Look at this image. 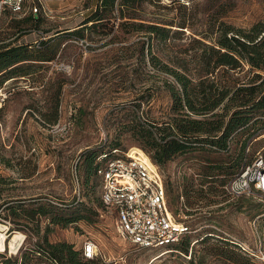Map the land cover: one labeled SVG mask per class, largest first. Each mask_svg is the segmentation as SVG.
<instances>
[{"label": "rangeland", "instance_id": "1", "mask_svg": "<svg viewBox=\"0 0 264 264\" xmlns=\"http://www.w3.org/2000/svg\"><path fill=\"white\" fill-rule=\"evenodd\" d=\"M44 1L50 11L40 13L37 21L23 14L0 18V47L44 50L41 41L29 45L39 40L38 30L48 36L47 45L55 47L52 60H27L24 75L0 85V156L6 160L0 163L5 180L0 184V232L5 236L0 238L5 246L0 253L6 255L0 256V264L35 249L46 229L50 242L65 241L76 249L93 242L98 250L94 264H264V196L257 192L231 197L224 188L230 176L264 148V110L253 111L249 123L231 134L227 149L191 148L160 166L172 208L191 227L184 238L186 253L177 248L160 256L163 248L138 249L121 237L113 216L101 209V180L93 172V161L90 174L85 163V154L96 155L103 143L131 149L148 160L133 128L139 123L162 125L173 115L170 87L178 88L161 63L174 67L179 60L194 72L196 56L203 51L195 39L209 43L210 37L203 34L215 36L222 22L243 30L264 22V0H145L136 11L116 19L110 32L109 25L87 28L82 44L72 32L81 30L76 26L96 0L86 11V0ZM123 20L170 29L165 38L153 34L149 39L145 29L121 26ZM67 29L72 31H63ZM142 41L145 49L150 46V55L146 50L140 55ZM151 55L160 64L153 65ZM242 65L243 71L233 77L247 82L249 65ZM18 202L22 214L14 217L9 206ZM39 204L49 214L40 216L37 229L25 214ZM59 215L79 218L66 225L50 222ZM17 231L23 241L11 250ZM30 257L37 264H49L38 253Z\"/></svg>", "mask_w": 264, "mask_h": 264}, {"label": "trees", "instance_id": "2", "mask_svg": "<svg viewBox=\"0 0 264 264\" xmlns=\"http://www.w3.org/2000/svg\"><path fill=\"white\" fill-rule=\"evenodd\" d=\"M143 1L145 0H96V4L91 8L89 4L92 0H86L89 9L91 8L90 14L76 26V29L81 30H75L72 34L77 38H83L84 33H87V28L95 29L97 24L101 26V29L109 25L110 32L116 19L125 18L128 11H136ZM39 14L26 13L24 19L30 18L37 21ZM128 17L133 18V16ZM122 25L145 29L149 39L153 34L165 38L170 29L159 23L128 22L126 20L121 22ZM178 26L184 27L183 24ZM63 31L71 32L72 30ZM214 33H216L215 36H212V32L203 34L205 39L207 36L210 37L209 43L195 39L202 46L203 51L196 56L198 66L194 68V72H190L187 66L179 60L174 67L161 63V68L171 74L178 83V88L170 87L173 115L168 116L162 125L152 127L139 123L133 128V133L143 143V150L159 168L174 156L191 148H205L212 151L227 149L230 145L231 134L249 123L253 117L251 114L253 111L264 110V74H262L264 73V22L255 23L249 30L235 28L222 22ZM33 43L35 41L30 42L29 45ZM40 44L45 45L44 50L38 48L29 51L25 46H12L11 44L0 47V76L8 75L4 79L0 77V85L11 77L24 75L22 64L25 61H49L54 58L55 47L47 45L45 40H41ZM149 47L148 45L145 49L142 41L140 47L142 57L144 50L150 55ZM149 61L153 65L160 64V60L154 55L149 57ZM244 61L249 65L246 72L250 74V77L247 82L233 77L234 74L243 71ZM224 76L230 83H225ZM243 149L242 147L239 150L236 161L241 159ZM5 161V158L0 156V163ZM91 161H93L92 169L95 174V153L88 151L85 154L87 174L91 171ZM4 181L0 177V184ZM3 201L6 202V199ZM19 203L16 206H9L14 217H20L22 214L17 210L18 207H23ZM169 205L173 213L178 216L177 210L172 208L170 201ZM21 211L26 210L21 208ZM48 214L49 209L44 204H39L27 211L25 215L36 223L38 229L40 216ZM78 218L79 216L72 218H64L61 215L51 216L50 222L66 225ZM185 237L176 245V248L186 253L188 243L184 242ZM35 253L45 257L49 264H94L96 261V258L84 257L82 249L74 248L71 243L48 241L46 229L35 244V249L28 248L19 255L6 257L4 264H37L30 257ZM0 256L5 257L6 255L0 253ZM43 263L46 264V262Z\"/></svg>", "mask_w": 264, "mask_h": 264}, {"label": "built area", "instance_id": "3", "mask_svg": "<svg viewBox=\"0 0 264 264\" xmlns=\"http://www.w3.org/2000/svg\"><path fill=\"white\" fill-rule=\"evenodd\" d=\"M88 9L85 6L83 11ZM48 11L44 0H0V18L7 13L47 14ZM38 33L37 44L48 37L41 30ZM77 39L81 44L84 41ZM131 151L103 143L95 155V175L101 180V209L113 216L119 235L136 248L178 252L176 245L191 232V227L171 210L160 168L149 156L146 160ZM74 179L78 183L76 171ZM224 188L231 197L257 192L264 196V148L257 150L253 159L227 180ZM0 246L5 249L4 241ZM81 249L83 256L89 259L98 253L91 241Z\"/></svg>", "mask_w": 264, "mask_h": 264}, {"label": "bare ground", "instance_id": "4", "mask_svg": "<svg viewBox=\"0 0 264 264\" xmlns=\"http://www.w3.org/2000/svg\"><path fill=\"white\" fill-rule=\"evenodd\" d=\"M23 237H24L23 234L20 233V232H18V231L15 232V233H13V236H12V238L10 240L9 248L11 250H16L20 246V244L22 243ZM0 238L1 239H4L5 238V236H4V234L2 232H0ZM0 250H3V247L2 246H0ZM165 252H168V251H166V250L165 251H162L159 255L161 256ZM157 256H154L153 258H155Z\"/></svg>", "mask_w": 264, "mask_h": 264}]
</instances>
